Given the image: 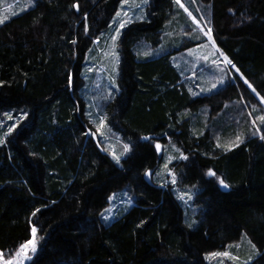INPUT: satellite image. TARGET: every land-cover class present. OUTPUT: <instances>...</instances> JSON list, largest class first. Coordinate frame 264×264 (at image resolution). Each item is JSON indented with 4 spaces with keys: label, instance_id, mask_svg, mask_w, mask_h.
<instances>
[{
    "label": "trees",
    "instance_id": "trees-1",
    "mask_svg": "<svg viewBox=\"0 0 264 264\" xmlns=\"http://www.w3.org/2000/svg\"><path fill=\"white\" fill-rule=\"evenodd\" d=\"M126 1L33 0L0 21V256L264 264V0ZM122 8L98 116L115 157L78 87ZM202 47L194 69L172 60ZM216 59L217 84L195 91Z\"/></svg>",
    "mask_w": 264,
    "mask_h": 264
},
{
    "label": "rangeland",
    "instance_id": "rangeland-1",
    "mask_svg": "<svg viewBox=\"0 0 264 264\" xmlns=\"http://www.w3.org/2000/svg\"><path fill=\"white\" fill-rule=\"evenodd\" d=\"M13 0H0V5H4L6 3H10ZM129 1V0H127ZM126 1V2H127ZM33 4V0H20L18 3L13 2L10 3L9 6L5 7L4 9L0 10V21L6 19L8 16L20 12L21 10L27 8L28 6ZM128 4V3H127ZM127 11L126 8L120 9L119 18L115 23V26L112 27V31L106 35L102 44L96 41L97 45L95 46L93 53L90 52L87 54L85 66H84V79L81 85L78 87L79 93L85 99L86 109H90L92 113H87L86 117L88 118L89 122L95 125L98 128V133L101 135L99 137V142L103 148L109 150L113 156L119 155L118 148L116 147L115 138L107 136L103 128V120L101 123L99 122L98 116L100 109L103 107V101L109 98L112 95V88L115 85V76L117 73V47L116 41L118 34L115 35L120 27L125 24L128 20L132 17L130 14L131 10ZM192 52L193 50L190 49ZM185 51L183 54H179L177 56H173V61L183 62L182 66L189 67L190 69H194L198 67L199 62L201 60L200 52H204V56L211 57L214 51L213 49H208L207 51L205 48L197 49V55H191V51ZM190 53V54H188ZM220 56V55H219ZM221 59L226 62V59L220 56ZM217 63L213 65H209L207 67H203L199 69L198 72L192 75V81L194 82V86H197V90L195 91H203L209 90L214 87L218 82V76L216 71L219 70L220 65L218 60L216 59ZM183 68V67H182ZM99 123V124H98ZM102 130V131H101ZM98 135V134H97ZM102 139V141H101ZM174 156L172 147H167L165 149L163 158L159 165V170L161 168H165L168 161ZM165 169L159 171L160 176H163ZM147 177H150V173H147ZM125 191H128L125 189ZM115 193H111L109 199L112 200ZM113 214L109 215L112 216ZM243 240L249 241L247 238H243ZM24 248L29 247L33 250L34 249V242L31 244H24ZM19 253L18 255H13L9 257L0 256V264H19Z\"/></svg>",
    "mask_w": 264,
    "mask_h": 264
},
{
    "label": "snow or ice",
    "instance_id": "snow-or-ice-1",
    "mask_svg": "<svg viewBox=\"0 0 264 264\" xmlns=\"http://www.w3.org/2000/svg\"><path fill=\"white\" fill-rule=\"evenodd\" d=\"M177 2H179V0H177ZM229 63H230V61H229ZM221 183H223V182L221 181ZM225 187H227V185H225ZM33 232L35 233V229H33Z\"/></svg>",
    "mask_w": 264,
    "mask_h": 264
},
{
    "label": "water",
    "instance_id": "water-1",
    "mask_svg": "<svg viewBox=\"0 0 264 264\" xmlns=\"http://www.w3.org/2000/svg\"><path fill=\"white\" fill-rule=\"evenodd\" d=\"M150 135H146L145 138L149 137ZM156 137H159V136H156ZM160 147V145H158Z\"/></svg>",
    "mask_w": 264,
    "mask_h": 264
}]
</instances>
